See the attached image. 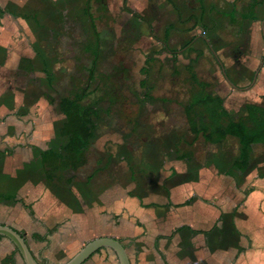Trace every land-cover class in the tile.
<instances>
[{
	"label": "crops",
	"instance_id": "crops-1",
	"mask_svg": "<svg viewBox=\"0 0 264 264\" xmlns=\"http://www.w3.org/2000/svg\"><path fill=\"white\" fill-rule=\"evenodd\" d=\"M106 6V20L126 24L130 11L124 0H115L114 4L109 1ZM106 6L97 11L100 18ZM212 10L220 11L239 29L248 19L253 21L255 47L264 42V0L241 2L240 8L233 1L231 9L224 11L210 5ZM83 22L91 26V37L80 44L81 48L78 46L83 53L79 57L69 35L72 28L67 31L61 25ZM166 25L167 37V30L175 24ZM95 27V9L88 2L75 11L72 6L62 7L51 0H0V224L19 231L43 264H63L87 242L101 236L120 239L131 264H264V203L247 214L244 208L248 201L244 200L240 207L239 192L244 187L233 183L228 184L233 190L231 199L218 194L208 197L210 188L201 181L207 178L208 170L216 175L213 170L202 168L194 179L191 175L196 170L170 165L166 175L161 169V179L155 180L152 174L145 175L129 166L125 156L116 155L118 151L114 158L119 157V162L102 156L97 166L86 167L90 148L97 140L96 130L82 163L80 157L65 159L69 136L63 131L67 115L62 100L85 93L81 102L94 93L89 82L84 88L79 85V77L81 69L91 79L96 77ZM100 44L101 36V49ZM255 50L253 64L257 66L264 51L259 54V49ZM83 61L90 64L81 67ZM221 63L223 66L222 60ZM58 73L68 79L65 95L57 89ZM257 78V89L264 92V67L256 70L254 83ZM226 79L235 86L229 76ZM190 100L191 95L184 105L186 112ZM94 101L81 104L91 105ZM128 104L135 109L133 114L141 112L138 103ZM100 108V113L109 114L108 108ZM98 118L94 117L96 129ZM252 153L255 159L247 180L261 177L259 167L264 164V151ZM184 154L182 157L190 160V155ZM163 157L162 154L160 158ZM179 157L182 158L175 154L172 161ZM109 170L125 180L129 176L131 187L122 179L105 182L104 175ZM213 180L217 183L218 177ZM219 180L223 190L228 188L223 179ZM129 196L137 197L132 205L136 204V208L125 202ZM0 264H25L15 243L4 235H0ZM83 264L120 263L115 251L101 248Z\"/></svg>",
	"mask_w": 264,
	"mask_h": 264
},
{
	"label": "rangeland",
	"instance_id": "rangeland-1",
	"mask_svg": "<svg viewBox=\"0 0 264 264\" xmlns=\"http://www.w3.org/2000/svg\"><path fill=\"white\" fill-rule=\"evenodd\" d=\"M51 1L58 2L62 7L72 6L75 11L86 6L85 1L88 2L95 9L101 36L96 77L91 79L82 69L79 77L82 88L89 82L90 91L94 90L81 102L99 99L100 107L108 108L109 111V114L101 112L100 118L96 119L97 140L90 148V163L86 167L97 166L102 156L112 162H119V157L125 156L129 166L145 172V175L152 174L155 180L161 179L158 174L161 169L162 175H166L165 171L170 165H177L178 169L185 167L196 170L195 175H191L194 179L200 169L207 168L216 173L211 174L208 170L207 178L201 181L210 188L208 197L214 198L218 194V197L231 199L233 190L228 184L233 183V186L244 187L239 192L240 207L247 200L244 208L247 214L248 210L252 213L253 209L264 203V164L259 167L261 177L247 180L250 170L245 174L238 172L239 175L230 172L241 151L238 138L227 135L220 139L215 135L213 140L207 141L205 137L206 134H215L216 127L226 126L231 119L245 124L248 132L257 136L254 146L250 148L252 152L264 151V92L256 86L260 78L255 83L253 79L256 70L260 71L264 67L263 55L258 67L253 64L255 49H259V54H262L264 42L258 48L255 47L253 21L248 19L239 29L220 11H209L210 5L222 11L229 10L233 1L240 8L241 2L248 0H124V6L130 11L125 25H119V20L111 22L104 18L108 14L106 4L109 1L114 4L115 0H104L101 4L97 0ZM104 4L107 11L100 18L97 11L105 10ZM215 19L218 20L216 24ZM167 23L175 25L166 37ZM80 24L61 25L67 31H70L69 27L72 28L69 35L75 41L79 57L83 53L78 46L81 48L80 44L89 35L91 37V26L84 22ZM76 33L78 36H75ZM190 41L189 46L185 47ZM210 47L223 61L226 72ZM66 58L71 56L66 55ZM82 63L81 67L90 64L88 61ZM189 65L194 66L201 80L209 82V91L213 95L224 98L223 106L227 112L220 113L216 118L213 111L220 108V103L214 101L197 105L190 117L187 115L184 105L189 101L193 87ZM58 75L55 79L57 89L65 95L69 88L68 79L62 73ZM122 98H127L129 103L139 104L141 112L137 115L133 114V106L128 110L131 111L128 117L137 116L134 122L128 119V112H123ZM117 151L116 155L120 153V156L116 160L114 155ZM186 152H192L191 160L182 157ZM162 154L164 157L161 159ZM175 154H180L182 158L172 161ZM77 155H74L75 159L79 157ZM129 166L126 164L128 175ZM104 176L105 182L122 179L128 181L129 187L133 184L129 176L125 180V177L110 170ZM216 177L217 183L213 180ZM219 179H223L228 188L225 186L223 190ZM136 200L137 197L129 196L125 202L136 208V204L132 206ZM89 228H92L91 224Z\"/></svg>",
	"mask_w": 264,
	"mask_h": 264
},
{
	"label": "trees",
	"instance_id": "trees-1",
	"mask_svg": "<svg viewBox=\"0 0 264 264\" xmlns=\"http://www.w3.org/2000/svg\"><path fill=\"white\" fill-rule=\"evenodd\" d=\"M170 29L167 30V35L169 34ZM94 32L96 36V59L93 61V66L96 67L100 49V35L96 27L94 28ZM190 73L192 76L193 87L191 89V100L187 107V115L190 117L197 105L214 101H218L220 103V108L217 111H213V115L216 118L220 116V113H223L224 111L227 112L226 107L223 106V98L212 95L210 92H208V83L198 78L197 73L194 70V66L192 65L190 66ZM83 96H85V93L79 97H65L62 100V109L67 115V122L63 128V131L69 136V142L65 147L68 154L66 153L65 159H75L74 155L78 153L80 157L79 163L83 162L85 153L91 143V140L95 136L96 124L94 122V117H99L101 111V108L99 107V99L95 100L91 105L84 106L80 102V98ZM125 99L126 98L121 99L123 104L122 106L124 108L123 112H128V114H131V111L129 112L128 110H130L132 105H129ZM138 113L139 112L137 111L134 115H137ZM135 117L137 116H134V118L130 117V119L134 122ZM224 127H216L215 134H206V140L211 141L216 136H218L220 139H224L227 135L237 137L241 146V151L238 158L235 159L232 166L230 167V172H235V174L239 175L238 172L242 171L245 174L248 170H250L255 159L254 154L250 151V148L257 140V136L250 134L245 124L231 119ZM262 136L264 137V133ZM188 154L190 155L191 160L193 158V154L192 152L185 153V155ZM190 201L191 199L187 200L186 203L188 204Z\"/></svg>",
	"mask_w": 264,
	"mask_h": 264
},
{
	"label": "water",
	"instance_id": "water-1",
	"mask_svg": "<svg viewBox=\"0 0 264 264\" xmlns=\"http://www.w3.org/2000/svg\"><path fill=\"white\" fill-rule=\"evenodd\" d=\"M213 53L221 63V60L217 56L216 52L213 51ZM222 67L225 72L224 65ZM0 235L9 237L15 243L17 249L22 255L25 264H43L40 263L33 255L25 237L19 231L10 225L0 224ZM101 248H110L115 251L120 264H131L129 254L124 243L120 239L112 236H101L90 240L73 257L63 264H83L88 258H90Z\"/></svg>",
	"mask_w": 264,
	"mask_h": 264
},
{
	"label": "flooded vegetation",
	"instance_id": "flooded-vegetation-1",
	"mask_svg": "<svg viewBox=\"0 0 264 264\" xmlns=\"http://www.w3.org/2000/svg\"><path fill=\"white\" fill-rule=\"evenodd\" d=\"M87 3V2H86ZM126 101H127V98L125 99ZM121 102H122V100H121ZM127 103H129V102H127ZM131 104H133V103H131ZM121 105H123L122 103H121Z\"/></svg>",
	"mask_w": 264,
	"mask_h": 264
}]
</instances>
